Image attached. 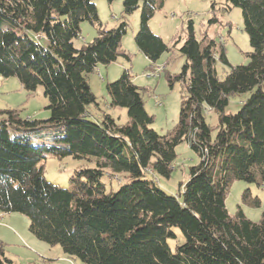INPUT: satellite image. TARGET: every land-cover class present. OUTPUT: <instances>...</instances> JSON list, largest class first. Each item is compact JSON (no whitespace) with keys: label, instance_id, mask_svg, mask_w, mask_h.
<instances>
[{"label":"trees","instance_id":"obj_1","mask_svg":"<svg viewBox=\"0 0 264 264\" xmlns=\"http://www.w3.org/2000/svg\"><path fill=\"white\" fill-rule=\"evenodd\" d=\"M95 1L0 0V75L17 77L28 92L42 86L50 111L45 120L1 111L0 211L28 216L31 233L83 264H264V211L254 221L241 206L235 214L226 206L234 181L264 186V0H227L242 9L253 47L247 64L233 66L226 47L199 39L189 21L180 47L186 63L170 78L183 83L185 95L179 122L166 134L151 127L155 116L129 69L107 84L111 105L127 109L125 124L108 113L90 118L99 102L89 81L99 64L119 56L131 61L122 39L127 17L140 7L139 49L153 64L170 50L149 25L164 0H124L122 20L112 29L104 28ZM85 21L99 32L77 48ZM218 61L231 68L225 79L218 76ZM247 92L241 109L227 113L230 97ZM208 109L219 116L215 137ZM36 138L43 142L35 144ZM184 141L200 162L170 194L156 176H171ZM51 155L96 166L76 170L71 187L63 188L46 178L42 162ZM107 170L130 182L107 192ZM244 201L261 205L250 190ZM177 229L185 241L173 251L168 240L178 239ZM0 264H13L2 242Z\"/></svg>","mask_w":264,"mask_h":264},{"label":"rangeland","instance_id":"obj_2","mask_svg":"<svg viewBox=\"0 0 264 264\" xmlns=\"http://www.w3.org/2000/svg\"><path fill=\"white\" fill-rule=\"evenodd\" d=\"M124 0H96L100 20L106 29L119 25L123 16ZM140 7L127 17L129 28L122 39V48L129 54L131 61L119 56L109 65L99 64L89 74V81L93 92L98 97V105L90 107V118L96 120L105 114L113 115L121 124L128 122L127 109L111 105L107 84L117 80L125 69L132 73L135 84L142 87L143 98L147 111L155 116L151 125L160 134L172 131L179 122L180 108L183 100L184 85L180 81L171 82L170 78L182 71L186 58L181 54L180 47L187 37V25L194 21L195 30L199 39L206 42L214 39L220 46L226 47L229 62L233 65L247 64L250 60L249 53L253 51L249 35L244 31L242 9L230 8L227 0H164L151 18V30L160 36L169 46L161 58L153 64L139 49L135 41L140 26ZM82 31L75 46L81 48L92 42L98 35V26L90 22L82 23ZM155 66L151 69V66ZM160 69L158 76H150L155 70ZM218 76L225 79L230 72V67L221 61L216 65ZM250 92L233 95L226 108L227 113L238 112ZM49 104L44 88L28 92L24 89L17 77H3L0 75V117L1 111L16 109L24 119L45 120L50 117L47 109ZM207 121L213 128L212 136L218 131L219 116L211 109L206 110ZM55 130V129H54ZM53 130V131H54ZM52 130H50L51 132ZM35 144L43 142L34 139ZM177 158L171 176H156L160 186L170 194H177L181 183L187 182L190 168L200 162L199 155L190 147L187 141L176 147ZM45 164V175L48 181L70 188V178L76 170L84 167H95L94 162L85 159L67 157L59 159L48 156ZM107 192L117 191L122 185L129 183L124 174L112 175L111 170L103 177ZM250 190L253 197L261 200L259 207H254L244 201V193ZM226 206L230 214H235L241 206L245 214L254 221H259L264 211V186L236 180L228 190ZM178 239L168 240L170 248L175 251L177 244L184 243L185 238L181 230H176ZM0 242L3 243L6 255L12 259L13 264H83L80 260L67 255L60 245H50L38 239L30 231V218L22 213H2L0 211Z\"/></svg>","mask_w":264,"mask_h":264},{"label":"built area","instance_id":"obj_3","mask_svg":"<svg viewBox=\"0 0 264 264\" xmlns=\"http://www.w3.org/2000/svg\"><path fill=\"white\" fill-rule=\"evenodd\" d=\"M159 71H160V69H159ZM159 71H154L152 74H150V76H158L160 73Z\"/></svg>","mask_w":264,"mask_h":264},{"label":"bare ground","instance_id":"obj_4","mask_svg":"<svg viewBox=\"0 0 264 264\" xmlns=\"http://www.w3.org/2000/svg\"><path fill=\"white\" fill-rule=\"evenodd\" d=\"M158 71H159V69H158Z\"/></svg>","mask_w":264,"mask_h":264}]
</instances>
